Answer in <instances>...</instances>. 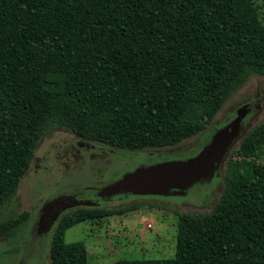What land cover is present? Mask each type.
Segmentation results:
<instances>
[{"label": "trees", "instance_id": "obj_1", "mask_svg": "<svg viewBox=\"0 0 264 264\" xmlns=\"http://www.w3.org/2000/svg\"><path fill=\"white\" fill-rule=\"evenodd\" d=\"M258 1L0 0V212L56 128L128 151L176 147L201 134L235 92L264 78ZM260 153L264 120L245 127L227 152L211 208L177 214L172 259L112 264H264ZM137 209L67 210L51 230L50 264H88L85 244L66 243L65 232ZM27 218L0 220V238Z\"/></svg>", "mask_w": 264, "mask_h": 264}, {"label": "rangeland", "instance_id": "obj_2", "mask_svg": "<svg viewBox=\"0 0 264 264\" xmlns=\"http://www.w3.org/2000/svg\"><path fill=\"white\" fill-rule=\"evenodd\" d=\"M258 5L264 18V2L259 0ZM244 105L248 108L244 111V128H251L264 120L263 77L251 78L226 101L201 134L176 147L128 151L95 144L90 146L92 148H85L78 146L82 141L63 128L50 131L42 138L16 196L0 212L1 221L17 217L22 212L28 213L27 220L14 236L0 238V264H50L51 232L39 234L36 230L38 213L44 203L59 196L94 201L102 188L137 167L192 157L217 129L231 122L239 110L245 109ZM234 158L241 164H247L248 159L238 154ZM254 159L264 163L262 153ZM223 177L224 166L220 165L211 179L195 183L183 195L99 197L97 202L100 206L135 204L138 209L79 223L65 232L64 241H82L88 264L172 259L175 255L177 214L208 211L219 197Z\"/></svg>", "mask_w": 264, "mask_h": 264}, {"label": "water", "instance_id": "obj_3", "mask_svg": "<svg viewBox=\"0 0 264 264\" xmlns=\"http://www.w3.org/2000/svg\"><path fill=\"white\" fill-rule=\"evenodd\" d=\"M244 111L242 108L231 122L217 129L194 156L137 167L113 184L102 188L99 197L108 199L117 195H183L195 183L211 179L241 135ZM94 205L92 201L73 196H59L49 200L39 210L36 230L39 234L49 233L67 210Z\"/></svg>", "mask_w": 264, "mask_h": 264}, {"label": "flooded vegetation", "instance_id": "obj_4", "mask_svg": "<svg viewBox=\"0 0 264 264\" xmlns=\"http://www.w3.org/2000/svg\"><path fill=\"white\" fill-rule=\"evenodd\" d=\"M245 106V110H247L248 108H247V105H244ZM242 127H243V125H242ZM243 130H244V127H243ZM95 144H93V143H88V142H84V141H82V142H79L78 143V146H85V148H88V147H90V146H94ZM107 147V146H106ZM90 148H92V147H90ZM109 148V147H108ZM98 199H100L99 198V196H97V198L94 200V201H92L95 205L93 206V207H99L100 205H99V202H97L98 201Z\"/></svg>", "mask_w": 264, "mask_h": 264}, {"label": "crops", "instance_id": "obj_5", "mask_svg": "<svg viewBox=\"0 0 264 264\" xmlns=\"http://www.w3.org/2000/svg\"><path fill=\"white\" fill-rule=\"evenodd\" d=\"M36 223H37V220H36Z\"/></svg>", "mask_w": 264, "mask_h": 264}]
</instances>
